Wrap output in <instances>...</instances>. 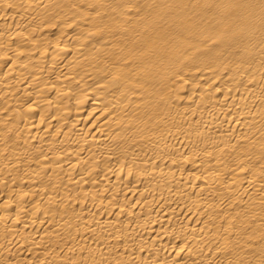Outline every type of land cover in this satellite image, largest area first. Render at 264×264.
<instances>
[{"label": "bare ground", "instance_id": "obj_1", "mask_svg": "<svg viewBox=\"0 0 264 264\" xmlns=\"http://www.w3.org/2000/svg\"><path fill=\"white\" fill-rule=\"evenodd\" d=\"M0 264H264V0H0Z\"/></svg>", "mask_w": 264, "mask_h": 264}]
</instances>
